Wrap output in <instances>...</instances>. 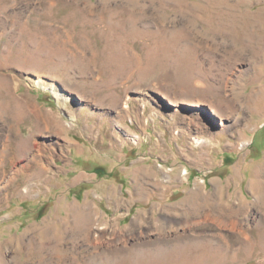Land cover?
I'll return each instance as SVG.
<instances>
[{"label":"rangeland","instance_id":"374dc122","mask_svg":"<svg viewBox=\"0 0 264 264\" xmlns=\"http://www.w3.org/2000/svg\"><path fill=\"white\" fill-rule=\"evenodd\" d=\"M196 259L264 264V0H0V264Z\"/></svg>","mask_w":264,"mask_h":264},{"label":"bare ground","instance_id":"6f19581e","mask_svg":"<svg viewBox=\"0 0 264 264\" xmlns=\"http://www.w3.org/2000/svg\"><path fill=\"white\" fill-rule=\"evenodd\" d=\"M196 143H197V142H196ZM43 168H44V167H43ZM28 191H30V190L27 189V192H28ZM28 193H29V192H28ZM226 216H227V215H226ZM230 218H231V217H230ZM234 218H235V217H234ZM228 225H230L232 228L235 229V228H237L238 223L235 222V221H233V220H229ZM242 230H245V229H242ZM242 233H243V232H242ZM245 234H246V232H245ZM240 235H241V233H240ZM247 239H248V237H247ZM249 248H250V247H249ZM186 250H187V249H186ZM213 250H214V249H213ZM216 250H217V248H216ZM207 255H208V254H207ZM180 257H181V256H180ZM180 257H179V258H180ZM191 258H192V257H191ZM198 258H199V257H198ZM198 258H197V259H198ZM209 258H210V257H209ZM211 258H212V257H211ZM197 259L193 261V264H200V262H199ZM216 259H217V258H216ZM203 262H204V261H203ZM207 263H208V262H207ZM165 264H166V263H165ZM168 264H169V263H168ZM171 264H172V263H171ZM202 264H203V263H202Z\"/></svg>","mask_w":264,"mask_h":264},{"label":"trees","instance_id":"16d2710c","mask_svg":"<svg viewBox=\"0 0 264 264\" xmlns=\"http://www.w3.org/2000/svg\"><path fill=\"white\" fill-rule=\"evenodd\" d=\"M97 175H102L103 173H105V171H103V169L101 168H96L94 171Z\"/></svg>","mask_w":264,"mask_h":264}]
</instances>
